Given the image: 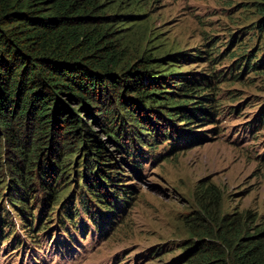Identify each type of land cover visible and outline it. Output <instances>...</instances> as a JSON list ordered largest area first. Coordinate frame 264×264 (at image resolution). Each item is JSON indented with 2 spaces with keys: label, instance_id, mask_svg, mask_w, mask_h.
Here are the masks:
<instances>
[{
  "label": "trees",
  "instance_id": "1",
  "mask_svg": "<svg viewBox=\"0 0 264 264\" xmlns=\"http://www.w3.org/2000/svg\"><path fill=\"white\" fill-rule=\"evenodd\" d=\"M102 1L0 0V163L2 155L11 157L10 191L18 194L6 201L36 249L41 236L50 233L47 223L54 211L50 209L44 223L43 214L34 222L35 207L28 201L34 200L29 197L34 188L49 191L46 201L55 206L71 182L63 176L74 171L79 156L85 184L72 202V195L67 199L68 206L61 203L57 227L67 245L75 242L72 233H84V219L104 235L105 226L110 228L112 219L121 223L118 215L134 201V187L126 184L121 165L135 173L142 169L135 146L146 147L148 156L164 162L206 142L209 130L197 129L214 127L224 114L218 85L238 82L244 73L264 76V0H250L255 19L231 34L223 51L213 47L191 55L176 53L158 58V63L145 51L129 52L119 27L109 21L113 17H105ZM254 38L256 45L250 48L247 41ZM169 59L178 65L203 60L209 69L180 75ZM226 60L233 63L221 68ZM258 123L264 125V119L259 117ZM173 131L178 133L175 139ZM127 135L128 146L122 142ZM42 176L51 183L66 182L54 189ZM194 196L198 215L208 226L191 231L175 262L264 264V224L256 213L224 212L213 185L199 182ZM8 214L0 217L5 243L14 235ZM20 242L25 245L17 236L11 246L18 250ZM160 249L149 257L161 261Z\"/></svg>",
  "mask_w": 264,
  "mask_h": 264
},
{
  "label": "rangeland",
  "instance_id": "2",
  "mask_svg": "<svg viewBox=\"0 0 264 264\" xmlns=\"http://www.w3.org/2000/svg\"><path fill=\"white\" fill-rule=\"evenodd\" d=\"M249 3L250 0L102 1L105 17H113L109 21L119 27L118 31L130 46L129 52L135 55L145 51L155 63L160 57L176 53L191 55L213 47L223 51L230 35L249 27L255 19L254 8ZM247 42L250 48L256 45L255 38ZM181 62L178 65L168 60L169 65L178 66L174 71L180 75L209 69L203 60ZM232 63L226 60L220 67ZM218 86L224 114L214 127H197V131L209 130L206 142L175 152L164 162L157 160V156H148L146 147L135 146L137 154L140 153L138 161L142 169L135 173L128 165H121L122 174L128 176L124 179L126 184L134 187V201L118 215L121 223L112 219L115 223L110 228L105 226L107 233L104 235H99L84 219L87 226L84 233L79 230L72 233L75 242L69 241L67 245L57 227L56 213L61 203L68 206L67 199L72 195V202L85 184L81 168L77 167L78 156L72 166L74 171L63 176L71 182L67 183L68 188L55 206L46 201L49 191L36 187L30 193L29 197L34 198L33 201L28 198L30 207H35L34 222L43 214L44 223L51 208L54 212L47 223L49 235L40 238V249L29 245L28 235L6 201L10 194L17 198L18 192L10 191L12 184L7 164L11 157L2 155L5 160L0 163V217L5 211L9 212L7 220L14 226V235L7 243L0 238V264H181L175 260L182 255L181 248L191 231L200 232L208 226L198 215L199 206L194 196L199 182L218 189L224 212L234 214L249 210L264 224V125L258 123L259 117L264 119V76L244 73L238 82L230 79ZM158 123L160 127L168 126L165 122ZM177 136L173 131V139ZM126 138H130L129 135L122 142L131 145V138L129 141ZM165 145L158 149H164ZM42 178L54 189L66 182L51 183L50 178ZM0 229L2 234L6 232L3 224ZM17 236L25 240V245L22 242L16 245H22L18 250L11 246ZM58 241L60 246L55 244ZM158 247H161L160 256H164L161 261L149 257Z\"/></svg>",
  "mask_w": 264,
  "mask_h": 264
}]
</instances>
